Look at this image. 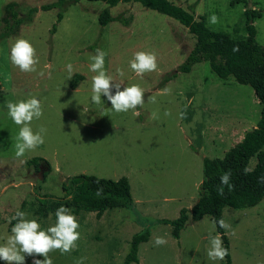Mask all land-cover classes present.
Instances as JSON below:
<instances>
[{"label":"rangeland","instance_id":"rangeland-1","mask_svg":"<svg viewBox=\"0 0 264 264\" xmlns=\"http://www.w3.org/2000/svg\"><path fill=\"white\" fill-rule=\"evenodd\" d=\"M57 1L0 0V33L7 5L18 4L22 15L38 9L31 23L0 40V246L7 243L18 222L12 219L17 211L26 213L25 219L37 220L40 230L55 226V213L41 214L39 202L62 197L69 178L82 174L112 180L126 177L133 207L108 210L100 219L94 213L74 215L80 238L69 253L51 251L53 264H123L132 237L145 229H150L151 238L140 246L138 264H226L225 258L208 257L210 236L218 234L211 217L190 221L180 239L159 221L176 220L183 208L191 209L199 200L204 158L223 159L258 126L262 106L254 90L233 78H219L208 63L180 73L178 68L196 39L169 16L140 3H120L110 9L115 20L101 27L99 15L108 8L106 3L67 0L70 4L59 22L60 8L42 9ZM169 1L194 12L196 19L204 16L210 30L240 40L248 36L242 3ZM250 7L262 12L255 27L257 41L264 47V0H251ZM212 15L218 18L215 24L209 22ZM130 17L133 21L126 25ZM17 39L28 40L36 49V72H21L12 64L10 53ZM96 49L106 53L104 71L113 85H121V90L132 85L143 89L142 107L117 113L104 96L98 104L91 101L96 73L89 65ZM140 51L155 53L158 65L143 77L129 64ZM33 97L41 101L43 115L34 118L30 127L34 133L46 129L44 143L17 157L21 125L8 115V104ZM34 158L46 160L51 167L43 182L38 179L40 169L27 166ZM257 162L253 157L249 169ZM224 221L230 225L225 230L232 264H264V200L250 208L226 207ZM156 237L167 243L156 246ZM34 259L43 257L25 254V264H33ZM0 264L6 262L0 260Z\"/></svg>","mask_w":264,"mask_h":264},{"label":"trees","instance_id":"trees-1","mask_svg":"<svg viewBox=\"0 0 264 264\" xmlns=\"http://www.w3.org/2000/svg\"><path fill=\"white\" fill-rule=\"evenodd\" d=\"M81 0H71L76 4ZM89 2H104L108 8L99 15V24L106 27L115 18L111 15V8L120 3H140L143 7L169 16L185 26L196 39L193 50L186 62L178 68L180 73H190L193 66L200 63H208L210 69L219 78L227 80L233 78L240 85L251 87L262 106L261 119L258 126L246 133L242 142L230 149L223 159L204 158V180L200 185L199 200L191 209L183 208L176 220H160L163 225L171 227L175 239H180L190 221L199 222L209 216L215 221L224 220V209H242L254 207L264 200V47L257 41L255 20L262 16V12L250 7L251 0H233L245 6L246 39H235L231 35L210 30L206 19L195 13L185 10L169 0H87ZM67 0L43 6L44 11L60 8L58 21L63 19V11L69 6ZM18 4L12 3L5 7V15L2 19V31L0 40L17 34L20 27L33 21L37 8L31 9L27 15H22L18 10ZM133 17L126 19L124 23L129 25ZM56 27L53 28V32ZM175 76V75H174ZM258 158L254 169H249L253 157ZM45 166L48 173L51 167L46 160L34 158L27 162V166L39 169ZM231 170V178L228 185H222L220 177L224 172ZM102 192L98 195V190ZM221 189L223 191L221 192ZM64 195L58 198H45L40 200L38 211L47 215L64 206L70 209L73 215L81 213H94L98 219L102 218L108 210L130 209L134 205L132 190L128 178L119 180L98 178L89 175H79L69 178L63 185ZM217 233L221 236L224 247L228 251L225 256L226 264H232L230 244L226 230L216 223ZM150 229L135 234L130 242L129 253L123 264H138L139 249L142 244L149 242Z\"/></svg>","mask_w":264,"mask_h":264},{"label":"clouds","instance_id":"clouds-1","mask_svg":"<svg viewBox=\"0 0 264 264\" xmlns=\"http://www.w3.org/2000/svg\"><path fill=\"white\" fill-rule=\"evenodd\" d=\"M209 22L215 24L218 18L212 15ZM106 53L100 49H96L95 54L90 56L91 63L89 70L96 73L92 77V96L93 103H100L101 97H106L110 102L111 108L119 112H127L136 110L144 104V92L138 85L125 87L121 90V85H113L112 78L104 71V60ZM10 59L13 65L17 66L21 72H36V65L39 59L36 55V49L25 39H17L11 48ZM131 69L137 76L143 77L145 73L157 70V57L155 53L140 51L135 53L133 59L129 61ZM46 67L51 68V65ZM70 76L73 73V65H66ZM43 75V73H40ZM123 75V72L120 73ZM113 88L115 91L113 92ZM167 91V89L165 90ZM139 111H133V115L140 116ZM168 113H166L167 115ZM8 115L16 125H21L16 143V156L22 157L26 151L35 150L44 143V133L46 129L43 127L37 132H33L30 124L32 120L40 119L43 115L41 101L33 97L26 101L8 104ZM155 117V114H153ZM231 178V170L224 172L220 181L222 185H228ZM264 182V177L261 178ZM223 189H221V192ZM102 189L98 190L99 195ZM26 213L17 211L12 217L18 222L12 227L11 235L7 239L5 245L0 246V260L6 264H25V254L28 256H42L43 260L34 259L33 264H53L48 254L51 251L59 250L61 254L69 253L76 247V241L80 238L77 231L79 223L74 215L70 213V209L61 206L55 211L57 222L55 226L49 227L46 231L40 230V224L37 220L25 219ZM222 229L230 228L223 219L215 221ZM156 246H162L167 241L162 237H156ZM23 253V255L21 254ZM228 255L227 249L223 246L221 236H210V248L208 257L211 260H223Z\"/></svg>","mask_w":264,"mask_h":264},{"label":"water","instance_id":"water-1","mask_svg":"<svg viewBox=\"0 0 264 264\" xmlns=\"http://www.w3.org/2000/svg\"><path fill=\"white\" fill-rule=\"evenodd\" d=\"M39 169H40V172H39L40 174H39L38 179L43 182L44 181V177H45V175H44L45 171H44V168L42 166H40Z\"/></svg>","mask_w":264,"mask_h":264},{"label":"crops","instance_id":"crops-1","mask_svg":"<svg viewBox=\"0 0 264 264\" xmlns=\"http://www.w3.org/2000/svg\"><path fill=\"white\" fill-rule=\"evenodd\" d=\"M204 17V16H203ZM207 22V21H206Z\"/></svg>","mask_w":264,"mask_h":264}]
</instances>
